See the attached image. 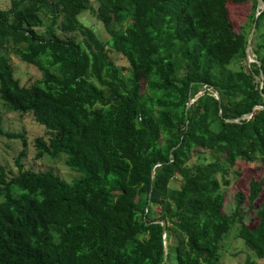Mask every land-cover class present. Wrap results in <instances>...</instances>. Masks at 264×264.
Here are the masks:
<instances>
[{
	"label": "trees",
	"instance_id": "1",
	"mask_svg": "<svg viewBox=\"0 0 264 264\" xmlns=\"http://www.w3.org/2000/svg\"><path fill=\"white\" fill-rule=\"evenodd\" d=\"M90 1L0 8V49L11 43L42 74L22 86L0 54V98L45 128L37 158L64 154L82 174L67 183L23 170L24 149L16 175L0 166V264H219L234 219L239 239L264 259V199L253 228L242 209L260 197L264 176L250 181L247 198L234 195L231 215L224 211L229 168L264 166V0L252 16V63L248 33L233 29L227 3L256 9V0H95L107 43L80 21ZM255 106L263 109L251 118L227 121ZM0 135L26 147L21 134ZM156 220L166 223L165 241Z\"/></svg>",
	"mask_w": 264,
	"mask_h": 264
},
{
	"label": "rangeland",
	"instance_id": "2",
	"mask_svg": "<svg viewBox=\"0 0 264 264\" xmlns=\"http://www.w3.org/2000/svg\"><path fill=\"white\" fill-rule=\"evenodd\" d=\"M10 6V0H0V8L3 10L8 9ZM90 10L83 14L80 21L84 26L92 29L97 37L103 42L107 43L109 40L108 34L105 32L101 23L97 21L94 16V12L97 11L98 6L95 0L90 1ZM229 11V19L231 21L233 29L237 32L249 33L253 26L252 16L255 12H258L262 8L256 6L252 2L245 4H235L233 2L227 3ZM44 22L47 19L43 17ZM43 31V29H39ZM58 35L64 37L66 35L56 31ZM73 36L77 40H81L79 33H74ZM253 40V39H252ZM110 58L114 63L122 68L124 75H128L129 66L126 60L111 47L107 46ZM0 54L5 55L14 70V76L17 78L22 86L29 87L42 77L39 70L29 64L22 62L19 56L14 52V47L11 43H8L4 48L0 49ZM255 61V57L249 54L247 62L252 63ZM201 94V93H200ZM0 128L5 134H21L26 141V147L22 145V141L19 139L8 138L5 135H0V166L6 171L8 177L16 175L18 168L16 166V159L23 149L25 150V157L21 160V166L23 170H32L34 172H51L58 176L60 179L67 183H71L74 179H79L82 174L69 168L66 164L67 157L64 154L57 156H51L43 154L42 157L37 158L38 150L35 147L34 141L37 138H43L47 141L45 128L39 125L32 114H20L14 112L8 105H6L0 98ZM197 157H193L192 161H196ZM264 176V166H260L259 163H245L238 162L236 166L229 168L227 179L229 185L224 187V211L231 215L234 209V195L238 192L244 194L245 198L249 196V183L251 180H260ZM181 178L176 176L171 182L172 188H178L181 184ZM264 199V185L260 197L252 204L251 208L248 207V202H245L242 206L244 215V222L249 228H253L257 223L255 211ZM159 208H155L157 213ZM239 222L234 219L229 233L223 238L220 245L219 264H264V259H257L254 253L247 249L243 241L239 239Z\"/></svg>",
	"mask_w": 264,
	"mask_h": 264
},
{
	"label": "water",
	"instance_id": "3",
	"mask_svg": "<svg viewBox=\"0 0 264 264\" xmlns=\"http://www.w3.org/2000/svg\"><path fill=\"white\" fill-rule=\"evenodd\" d=\"M257 1V5L258 7L260 8H263V3L261 0H256ZM254 30H255V24H253L252 28H251V31L249 33V36H248V40H247V48H246V55H247V58L249 57V54L253 57H255L254 55V52L252 50V47H251V42H252V39H253V35H254ZM200 95V94H199ZM199 95H197L195 98H197ZM215 98L217 99V101L220 103V96L218 93H215L214 94ZM195 99H191L189 100V102L187 103V107H186V112H185V115L187 116V108L194 102ZM260 109H263V107L261 106H255L252 110L251 113L245 115L243 118H239V119H235V120H227L228 122H239L241 119H249L251 118L253 112L255 110H260ZM154 223L156 224H161L162 226V233H163V239L165 241L166 239V233H165V227H166V223L165 221H159V220H156Z\"/></svg>",
	"mask_w": 264,
	"mask_h": 264
}]
</instances>
